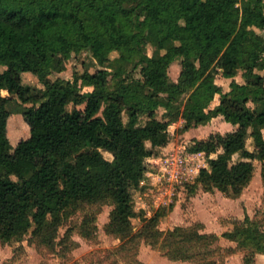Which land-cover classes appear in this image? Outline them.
Masks as SVG:
<instances>
[{
    "label": "trees",
    "instance_id": "16d2710c",
    "mask_svg": "<svg viewBox=\"0 0 264 264\" xmlns=\"http://www.w3.org/2000/svg\"><path fill=\"white\" fill-rule=\"evenodd\" d=\"M84 51L102 67L52 78ZM176 60L177 82L168 72ZM0 65V241L20 239L33 226L35 235L55 232L70 207L104 200L114 204L110 231L129 233L146 161L167 146L180 118L186 130L221 115L235 126L190 147L207 158L199 183L238 197L257 160L264 185V0H0ZM240 72L246 83L233 79ZM28 73L43 89L24 82ZM219 73L233 79L230 91L216 84ZM188 92L182 108L179 99ZM216 94L220 103L210 108ZM12 96L32 104L22 111L30 135L15 147ZM236 154L243 159L234 162ZM223 236L253 251L248 263L264 254V232L249 216ZM197 238L211 244L219 235Z\"/></svg>",
    "mask_w": 264,
    "mask_h": 264
},
{
    "label": "rangeland",
    "instance_id": "374dc122",
    "mask_svg": "<svg viewBox=\"0 0 264 264\" xmlns=\"http://www.w3.org/2000/svg\"><path fill=\"white\" fill-rule=\"evenodd\" d=\"M177 43V42H176ZM147 53L156 56L154 48ZM117 56L116 53L112 54ZM102 66L97 65L89 51L73 54L66 62V70L54 73L57 77L69 79L75 72L90 70L94 72ZM108 68L110 65H105ZM0 65V71L4 70ZM172 80L178 81L181 64L176 60L169 67ZM137 78H141L139 72ZM112 78V76H111ZM24 82L43 89V84L33 74H24ZM246 83L242 72L235 78ZM232 78L219 73L216 84L224 92L231 90ZM83 92L91 87H83ZM189 92L179 99L183 108ZM210 108L220 103V94H216ZM22 104L17 96H12L8 109L13 112L9 120V138L13 147L29 137L30 128L26 124L22 111L31 106ZM253 108L256 105L252 102ZM73 106L68 105V110ZM158 118L163 119L164 107L158 108ZM128 123V113L122 114ZM147 116H142L145 124ZM185 120L180 118L170 128L167 146L161 148L157 157L147 159L148 170L141 186L134 191V204L138 216L132 219L129 233L118 235L109 229L111 212L114 204L111 200L98 203H81L72 206L62 214V219L55 232L33 233L35 226L20 239L0 241V264H264V257L248 263L253 251L238 245L224 237L225 232L235 228L246 216L256 221L264 232V185L261 162L255 160V173L252 181L238 197L227 195L216 188L198 182L201 168L208 166L205 153H190L189 149L197 140L208 139L211 135L227 134L235 129L224 117L218 116L210 122L184 129ZM151 147V144H147ZM247 147L253 151V139H248ZM104 156L112 160L110 152ZM212 157H216L215 154ZM241 154H236L233 161H240ZM156 218V223L152 219ZM161 234H160V232ZM178 237L170 236L171 233ZM199 234H217L219 239L206 243L197 238ZM184 236L195 240L187 242ZM190 256V258H184Z\"/></svg>",
    "mask_w": 264,
    "mask_h": 264
},
{
    "label": "crops",
    "instance_id": "0c3cea01",
    "mask_svg": "<svg viewBox=\"0 0 264 264\" xmlns=\"http://www.w3.org/2000/svg\"><path fill=\"white\" fill-rule=\"evenodd\" d=\"M237 81H238V80H237ZM239 83H240V81H239ZM241 83H242V82H241ZM216 96H217V95H216ZM250 139H253V138H250ZM261 257H264V254H260V253H259V254L257 255V257H256V259H257L256 261L258 262V260L261 259Z\"/></svg>",
    "mask_w": 264,
    "mask_h": 264
}]
</instances>
